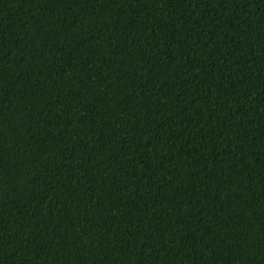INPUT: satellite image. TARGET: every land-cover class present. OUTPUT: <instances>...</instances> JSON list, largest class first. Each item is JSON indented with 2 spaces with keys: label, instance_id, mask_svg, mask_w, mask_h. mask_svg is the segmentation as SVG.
Masks as SVG:
<instances>
[{
  "label": "trees",
  "instance_id": "1",
  "mask_svg": "<svg viewBox=\"0 0 264 264\" xmlns=\"http://www.w3.org/2000/svg\"><path fill=\"white\" fill-rule=\"evenodd\" d=\"M0 264H264V0H0Z\"/></svg>",
  "mask_w": 264,
  "mask_h": 264
}]
</instances>
